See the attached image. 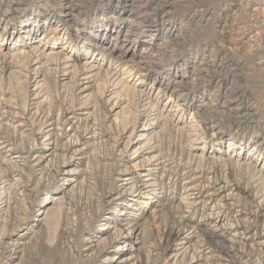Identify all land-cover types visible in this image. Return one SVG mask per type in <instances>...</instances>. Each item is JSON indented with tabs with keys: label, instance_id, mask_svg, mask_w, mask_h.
Instances as JSON below:
<instances>
[{
	"label": "rangeland",
	"instance_id": "1",
	"mask_svg": "<svg viewBox=\"0 0 264 264\" xmlns=\"http://www.w3.org/2000/svg\"><path fill=\"white\" fill-rule=\"evenodd\" d=\"M15 1L16 3L13 6L14 8H16V13H14L12 17L8 16L3 21H0V99L5 101L6 104H10L15 107L12 109L11 106L6 107L7 109H10H8V111H13L14 109L20 114L21 110H25L24 112H26V110L28 109V114L31 113V116H28L29 123L24 124V127L16 126L18 128V131L19 129H21L20 132L23 131L25 132L24 134L27 133V138H21L18 136L20 132L18 133L17 131L14 134L12 132V128L11 130L7 128L8 124L11 126L16 125L20 120L19 118H15L14 121L8 119L6 121L7 127L5 126V119H2V123L0 122V125L2 126V124L5 123L2 127H6L5 129L6 131L8 130L7 132L9 134L1 126L0 131L4 134L6 132L5 135H7V138L9 136L11 142H14L15 140L14 144H26L28 142H35L38 147L41 146L42 148L45 146L43 144L44 133H39L41 130L45 131V129L48 128L46 124L47 120L46 117L44 118V115L46 116L48 113L52 114V119L55 120L54 117L62 111H72L77 116H80L83 112H90L95 123L94 126H96L97 131L102 132L103 139L106 140V142L102 143V147L97 148L94 145H89L85 148V145L81 142V144L76 147H84V150H82L78 155H72L73 153L71 151H69L68 153L61 151L57 154L58 156L53 155L51 157V159L53 158L54 160H57L60 154H67L66 158L68 156L69 159L74 161H78L77 158L81 157L80 162L82 161V164L78 165L81 171L80 174L76 176L77 185L74 186L75 189L73 187L70 189L71 191L69 190L68 195V198L70 200L73 199L74 202H76L75 200H78L79 196L90 197L93 194L95 195L96 192L99 194L97 195L102 196L105 201L111 199L112 197L120 193L123 189L122 183L124 182L122 180H119L126 176L124 172L121 173L123 169L127 170L128 172H132V179H129L128 181L135 182L144 177L141 175V173L146 172V170L140 168L139 166L142 165V162H145V158H148L152 154L161 153L164 156L165 161L167 160V162L165 163H172V169H168L169 173L166 172L164 174V176L166 177H164V182L166 180V182H168V180L170 182L172 181L175 186L174 192L170 194V188H167L166 185H164V187L166 188H164L163 191L157 190V192L155 194H152L150 198H146L147 196H142L140 198L136 197V203L134 200H130L129 202L131 204H134L132 205L134 210H129L135 212L136 216H133L134 219L132 220L138 222V238L142 240L141 244H138V246L136 244V248L131 252V254L133 253V256L136 255V257L140 259L139 264H159L158 261H155L151 257V248L160 247V251L164 250L172 243V240L176 236L175 232L172 234H168L170 231L169 229L171 228V230H174L180 224L181 226L183 225L186 227L189 224H196L198 222L202 209L201 206H199L198 209H193L192 211L183 208V210H186L188 212L185 213L186 218L182 217L183 221L180 223V216L184 214L182 212V208L179 207L178 201L180 199L179 193L181 189V186L179 185H181L180 183L182 182L183 178V176L180 174L181 172L186 171L190 168L191 170L195 169L201 171H208L209 169L213 168L214 173L211 176L215 177L216 179H220L224 182L238 181L242 183L243 187L250 186L249 183L251 174L249 171H245V169H235L234 166L232 167L223 163H217V161L204 159L203 157L199 156L201 150L193 151L192 148L195 146L200 149L204 148V152H216V150H226L228 142L231 141L233 144L230 145V149L232 151L234 150V153L237 154L241 150L239 148V141L242 138V135H245L246 133H255V135L257 136V133L259 131L264 132V77L262 73L263 65L258 64V59L255 58L256 56L254 57V51L256 50V47L260 46L264 49V0H255L249 6H246L247 8H245V10H243L239 6H237V8L234 7L233 9H230L229 7L227 8L225 6V0H203L200 1V4L198 5L200 6L199 8H204L205 10L199 15L200 17L197 16L195 18L196 20L194 19L191 22L188 21L189 14L184 13L185 11H183V6H180V8L176 3L167 6V8L171 10V12H173L172 14L168 15H165L164 13L162 14L161 11L155 13L154 11L148 10L142 16V11H137L136 13L141 14L138 16V20L142 18H148L149 20L154 21V27L152 28L157 29V31L155 32L153 29L148 30L144 22H137V20L131 21L136 27L135 32H137V34H141L137 38L136 46L133 50L134 53L138 55L143 54L144 52L141 51L144 46L147 45L153 46V48H155L156 45L159 46L160 44H164V42H168L167 45L170 46V48H166V52L162 53L160 57L154 56L156 57L154 58L155 60H159L161 62L158 61V64L155 67H148L151 74L142 82H137V69L135 71L125 73V75L123 73V62L118 63V65L116 64V67L115 64L109 61V59H103L101 55H98V51L95 52V47H93V45H89L86 42V37H90L89 40L93 39L92 34H95V31L97 33L96 29L100 28L101 25L103 26L106 23L114 25L112 31L106 34L107 39L114 35H117L118 38L121 39L123 37V33L125 34L126 30L130 27L131 24V22L128 21L130 20L128 16L130 7L129 5H127V2H131V0ZM155 1L156 0H146L150 8L154 7ZM66 5L70 6L69 9H66L73 16L71 18L66 17L65 13H63V9ZM248 14L250 16H248ZM225 15L228 16L227 21L223 20ZM164 16L166 18H164ZM58 27L60 28L58 29ZM188 27H190L191 30ZM168 28L170 29V32L169 30H167ZM222 28H224L225 30L228 29L230 33L226 35L228 36L226 38V42L219 43L221 45L220 46L217 41L216 31H219ZM185 31L188 32V37L184 39L185 41L180 40V34H183ZM29 35L31 36L30 47L32 46V49L29 50L30 52L28 51L26 54H18V52L24 50L25 48L21 44L23 41H26L24 36L29 37ZM174 35H177V37H175ZM178 39L180 42L178 41ZM95 40H97V38H94V41ZM65 41L67 42L65 43L66 45H64ZM169 41H171V43ZM43 42L44 48L41 49L40 46L37 45H42ZM120 42L121 40L118 42L119 44H117L119 45L117 51L120 50L121 52L123 48L120 46ZM219 46L223 47L220 48ZM30 47H26L25 50L29 49ZM35 47H39V49ZM40 50H43V52L41 53ZM98 50L101 49L98 48ZM155 50H151L149 55H152ZM49 51H54V53L56 54H50ZM14 52L15 54H13ZM64 58H68V63L76 64L80 69L83 67V62L85 61H90L93 64H98L99 67H101V72L97 76L98 79H96L97 81H94V83L92 82L91 88L88 90V92L92 94L89 96V98H85L89 99L87 103H85L87 105V108L85 110L80 108L82 99L83 101H85L84 97L81 98V96L77 95L78 90L84 85V80L82 78L83 73H74L75 70L72 69L73 67H65L63 64L65 62ZM222 58L224 60H230L233 64L232 66L235 67V70L225 69L220 70V73H225V76L230 81L233 80V78L230 77V74L234 73L237 76L236 86L239 92H242V95L251 94L255 99L250 105V110L257 111L258 118H254L252 122L253 124L249 127V129L243 123H240V125L238 121L232 120L233 118L226 114L223 108H219L218 112L216 111V113L212 112L211 104H213L212 100L218 93L216 92L218 88L211 82V80L205 83V81L201 82L200 80L195 79L197 77H193V73L191 71V63L188 61L189 59H191L192 61H195L194 63H197L198 61H205V63H214L216 65L217 63L222 61ZM149 61L151 62V60ZM170 63H173L171 65H173L175 69L170 65ZM35 66H41L43 68H40L42 72H44L43 77L45 79H42L43 81L40 79V77L35 78V76H33V68ZM115 67L117 69V72L116 75H113V72H115ZM161 67H163V69ZM170 67L172 68L168 69ZM207 69L211 70L215 69V67L213 65L211 68L208 67ZM160 70H170L171 72H174L175 70L177 73H181L182 71H184V74H186V78L183 79L184 82L182 81V84H180V86H182V88H180V91L183 89V94H186L183 96L185 98V105L184 110H181L178 115L183 119V121H185L184 125H187L188 127L182 129L180 126L184 125L179 124L175 126L173 125V123L163 120L159 123V127H153V129L158 130L157 133H149V135L147 136L148 138L140 140V142L138 143L130 144L128 148H125V141L127 135L131 132L132 127L134 125L137 129H141L143 127L142 121L139 119L137 120L140 112L143 113L145 108L148 105H153V103L156 107L161 109L165 104H168L169 102L168 97L170 95L171 89L169 91H166L164 95L162 93L157 95L156 84H158V75H162ZM216 70H218V68H216ZM26 74L28 76H25ZM261 76L263 77V79L261 78ZM170 86L169 88H172L173 84H171ZM112 87H116V91H118L120 94L116 92L114 96H111L109 92ZM119 88L120 90L122 89L121 92L120 90H118ZM33 92L34 94L37 92L38 95L36 96V98H31L34 96ZM178 93L179 91L177 90V94ZM205 99L208 103L206 102V106L201 112L202 116L200 118L196 117L193 114V110H197L196 107H198V104H201ZM35 111L41 113L40 116L35 115ZM213 115H217V119L213 118ZM41 116H43L44 119H41ZM211 120H216L217 126H214L213 128L215 130H218V132H216L214 136H211L212 131L210 130L208 133L203 134L204 138H202L200 130L203 128V133H205L204 128L207 125L209 126L213 124ZM83 125L84 124L82 123L81 127L78 128V134L80 136H85L87 139L88 135L84 133L82 128ZM53 126H57L58 128L60 127L63 130L67 129L68 127L67 125L60 126L58 124H54ZM221 130L223 132H221ZM194 133L201 136L199 137V141L197 142V144H193L191 142V140L194 138L192 136ZM222 133V140L218 141V138ZM187 134L189 135L187 136ZM259 135L260 137L262 136L261 134H258V136ZM148 139L149 141L147 142L146 140ZM144 140L146 141V144ZM204 141L208 142L205 143ZM105 144H108V146L106 147ZM252 144V141L248 143V148H251ZM141 146L144 147L142 148ZM99 149H102L100 151H102V155H105L104 157H102V159L99 157V155H97V153H95L99 152ZM137 149H139V152L137 151ZM2 151L3 150H1V153H3ZM30 153V163L28 162L29 165L32 164L35 154L34 151H31ZM13 154L14 153H12V151H6L5 154L2 155H4L6 159L11 158L12 161H20L17 157H14L13 160ZM106 155H108L107 158ZM86 161H88L89 163H86ZM212 163H214V165ZM20 164L22 163L20 162ZM7 165L8 164H6V166ZM107 165H109L110 167ZM12 167L14 168V166ZM23 170V173L26 174V178L28 179V181H26V183L28 184V189H36L37 181L39 180L38 177L40 178L41 173L43 175V172H40L38 169L33 167H29V169L24 168ZM92 172L96 173L97 175L102 174V179L106 176L105 174H109L107 175L108 178H106V180L108 181V185H102V188L98 187L97 185L96 187L95 184L97 183L98 178L95 174L92 175ZM66 176L67 174H58L54 178V180L50 182V185L47 186L48 189L44 188L40 192L36 193L34 191L35 189H33L30 193V190L26 191V193L28 192L27 194L30 201L34 200L33 205L24 202L22 200V196L19 195L18 192L12 190L11 187V189H9L11 192L8 191L9 194L7 193V196L9 195V211H13L17 215L19 219L18 222H24V226L29 225L34 218L39 217V210L43 209L45 205V197L50 196L51 198L53 194L57 193L59 191L58 187L60 185H63L62 179H64ZM11 178H9V182L13 180V178ZM24 178L25 177L20 179L24 181L27 180L26 178ZM91 183H95L92 184L93 187L91 186ZM87 185H90L89 187L91 188H88ZM243 187L237 190L238 192L236 191L235 195L236 197L238 196V200L242 201V203L246 204L247 206L249 205V203L259 200V198L257 199L256 197H254L256 191L259 190L258 195H260L264 190L263 185H259L257 187L258 189L253 188V191L250 194L249 192H247V188L245 189ZM108 189H110L109 192H107ZM102 192L104 195L102 194ZM130 197L128 196L127 198L129 199ZM146 199L147 201L145 202ZM71 204L73 205V203L65 201L62 206L64 208H71ZM105 206L102 205V208H104V210H102L101 216L98 219L93 220L94 222H92L90 225H84V221L80 220L77 214L65 215L64 212H60L61 215H59L57 220H55L53 224H50L48 228L42 229L40 232H37V229H35L33 232H27V234H25L21 240L10 239V241H20L24 243V245L20 247L22 249L21 252L18 253V258L15 259V263L116 264L118 258L115 257L119 255L118 251L121 249L126 250L129 246L127 245V243H130V239L127 231L123 232L122 236L116 237L117 231L113 230L114 225H112L111 228L109 227L106 230V233L104 234L105 238L102 240V243L98 246H94L89 251L85 250L86 245L84 246L83 243H81L82 245L79 244L76 239L80 238L79 241L81 242L83 240V237L88 236L91 238L95 235L98 236L100 234L99 231L101 230V227L106 223V219H104L105 215H109V210L112 211L115 207H118L112 206L108 208L109 206ZM247 216L249 215L246 214L242 216V223L245 222L244 219ZM254 216L259 217V222L256 226V232H258L256 236L253 237L251 234L252 232L249 234L250 231L246 228L242 229L243 233H241L240 236L233 237L231 234L225 235V238L227 237L226 239H236V244H234L235 247L233 248L232 253L239 261L238 264H264V261L260 259L259 256L252 253L251 248V246H254L255 248L256 240L261 239V232L264 231V207L258 209ZM11 226L12 225H8V229H12L13 226ZM71 228L76 231H74V236L72 237L73 242L69 243L66 242L68 241L69 237L65 233V231H69V229ZM248 234L250 235V237H247ZM97 238L98 237H96V239ZM104 246H109V248L106 251H102ZM190 247V249H186V253L185 250L182 251L181 248L177 250L179 254L177 258L178 260L175 261V263L177 262L176 264H184L186 261H188V259H190V256L194 254L192 243L190 244ZM189 252L191 254H189ZM86 254L89 255L87 256ZM233 255H229L227 259L232 260ZM136 257L134 258L135 260ZM4 260L5 259L3 258L0 259V264H3ZM209 263L210 262L208 261L200 260L192 264ZM221 263L232 264L230 263V261H220V263L211 262L210 264Z\"/></svg>",
	"mask_w": 264,
	"mask_h": 264
},
{
	"label": "bare ground",
	"instance_id": "2",
	"mask_svg": "<svg viewBox=\"0 0 264 264\" xmlns=\"http://www.w3.org/2000/svg\"><path fill=\"white\" fill-rule=\"evenodd\" d=\"M200 1H203V0H156L154 2L155 3L154 7L150 8L148 5V2H146V0H131V2H127V5H129V7H130L129 13H128L130 20H128V21L131 22V21L137 20V22L138 21L144 22L146 24L145 26L148 28V30L153 29L156 32L157 29L152 28V27H154V21L149 20L148 18H142V19L138 20V16L141 14L143 16V14H145V12H147L148 10L154 11L155 13L161 11L162 14L164 13L165 15L172 14L173 12H171V10H169L167 8V6H170L171 4L176 3V4H178L179 7L183 6L182 7L183 11H185L184 13L189 14L188 21L191 22L205 10L204 8H199L200 6L198 4H200L199 3ZM254 1L255 0H225V6L227 8L229 7L230 9H233L234 7L237 8V6H239L240 8L245 10V8H247L246 6H249ZM15 3H16L15 0H0V21L1 20L3 21L8 16L12 17L13 14L16 13V8H14V6H13V5H15ZM69 7L70 6L66 5L65 8L63 9V13H65L66 17L71 18L73 16L66 9V8L69 9ZM3 8H6V9H3ZM137 11H142V13L138 14V13H136ZM248 16H250V15L248 14ZM125 17H127V16H125ZM164 18H166V17L164 16ZM75 20H76V18H75ZM223 20L227 21L228 16L225 15ZM194 24H196V23H194ZM71 27H72V25H71ZM127 27H129V26H127ZM59 28L60 27H58V29ZM112 28H114V25H111L109 23H106L103 26L101 25L100 28L96 29L97 33L95 31V34H92L93 39L89 40L90 37L89 38L86 37V40H87L86 42L89 45H93V47H95V49H96L95 52L98 51L97 52L98 55H101L103 59L104 58L109 59V61L112 62L113 64H115L116 67H117L118 63L123 62V64H124V67H123L124 72L123 73L124 74L128 73L130 71H135L137 69L138 70V78H137L138 81L137 82H142L145 78L149 77V75L151 74L150 69L148 67H151V66L155 67L158 64L159 60H155L154 58H156V57H154V56L160 57V55L162 53L166 52V48H168V47L170 48V46L167 45L168 42H164V44H160L159 46L156 45V47H155L156 50H155V48H153V46H150V45L144 46V48L141 51L144 53L141 55H138V54H135L133 50L136 46L137 38L141 34H137V32H135L136 27L134 26V23L131 22L130 27L126 30L125 34L123 33V35H122L123 37L121 39L118 38L117 35L111 36L109 39H107L106 34H108L110 31H112ZM188 28L190 29V27H188ZM226 28H228V27H226ZM167 30H169V32H170L169 28ZM216 32L215 33L217 34L218 44L226 42V38L228 37L226 35L230 33L229 30L228 29L225 30L224 28H222L221 30L216 31ZM180 36H181V37H179L180 40H184L186 37H188V32L185 31L183 34L181 33ZM175 37H177V35ZM24 38L26 39V41L25 42L23 41L21 43L22 46L25 48L30 47L31 36L30 35H29V37L24 36ZM94 38H97V40L94 41ZM120 40H121L120 46L123 48L121 52H120V50L117 51L118 46H119L117 44H119L118 42ZM175 40H177V39H175ZM178 41H179V39H178ZM169 42L171 43V41H169ZM263 42H264V39H263ZM65 43H67V42L65 41L64 45H66ZM43 44H44V42L42 43V45L40 44L37 46H40V48L43 49L44 48ZM222 47H220V48H222ZM25 48H24V50H21L20 52H18V54H26L29 50L32 49V46L26 50H25ZM35 48H37V47H35ZM98 48H100L101 50H98ZM37 49H39V47ZM255 49L256 50L254 51V57L256 56L255 58L258 59V61H259L258 64L263 65V69H262L263 72L262 73H263V77H264V49L261 48L260 46L256 47ZM151 50H155L156 52L154 51L155 53L153 52L152 55H149ZM40 51H41V53L43 52V50H40ZM117 52H118V54H117ZM49 53L50 54H56V53H54V51L53 52L49 51ZM13 54H15V52ZM64 60H65V62L63 64L65 67H73L72 69L75 70L74 73H76V72L78 74L83 73L82 78L84 80V82H83L84 85L78 90L77 95L81 96V98L84 97V99L86 97L89 98V96L92 93L90 94V92H88V90L91 88V83L92 82L94 83V81H97L96 79H98L97 76L101 72V67H99L98 64H93L90 61H85V62H83V67L80 69L77 67L76 64L68 63V61H67V60H69L68 58H64ZM149 60H151V62ZM188 61L191 63V71L193 73L192 74L193 77H197L195 79H198L201 82L205 81V83L207 81L211 80V82L218 88V90L216 91L218 93H217L216 97L213 98V100H212L213 101L212 102L213 104H211L212 112L216 113V111L218 112L219 108H223V110H225L224 112L233 118L232 120L238 121L239 124L243 123L249 129V127L253 124L252 122H253L254 118H258V112L255 110L254 111L250 110V105L252 104L253 100H255L253 95H251V94L242 95L241 94L242 92L241 93L239 92V90L236 86V83H237L236 77L237 76L234 73L233 74L229 73L230 77L233 78L232 81L228 80V78L225 76V73H223V74L220 73V70H225V69L235 70V67L232 66L233 65L232 62L230 60H224L223 58H222V61L217 63L216 65L214 63L213 64L205 63V61L204 62L198 61L197 63H194L195 61H192L191 59H189ZM159 62H161V61H159ZM112 63H109V64H112ZM173 63H170V65ZM42 64H43V62H42ZM213 65H214L215 69H211V70L207 69L208 67L211 68ZM171 66H173V65H171ZM116 67L114 69L115 72H113L114 73L113 75H116V72H117ZM228 67H230V68H228ZM40 68H42V67L41 66H35L33 68V73H34L33 76H35V78L40 77V79L42 80L45 78L43 77L44 72H42V70ZM161 68L163 69V67H161ZM171 68L172 67H170L168 69H171ZM173 68L175 69L174 66H173ZM216 68H218V70H216ZM160 72L162 75H158V80H157L158 84H156L157 95L161 94V93L164 95V93L166 91H169L171 89L170 95L168 97L169 102H168V104H165L163 106V108H161V109L156 107L154 105V103L151 106H149L147 104L148 106L145 108V110L144 111L142 110L143 113L140 112V114L137 117V120L139 119L142 121L143 127L141 129L135 128V125L132 127L131 132L127 135V138L125 141V148H128V146L130 144L138 143V142H140V140L148 138L147 136L149 135V133L150 134L151 133H154V134L157 133L158 130L153 129V127L154 128L159 127V123L162 122L163 120L170 122V123H173V125H175V126L179 125V124L184 125V123H185V121H183V119L178 115V113L181 110H184L185 98L183 96L186 94H183L184 93L183 89L180 91V88H182V86H180V84H182L183 79L186 78V74H184V71H182L181 73H177L175 70H174V72H171L170 70L169 71L168 70L167 71H165V70L161 71L160 70ZM74 75H76V74H74ZM25 76H28V75L26 74ZM263 77L261 76L262 79H263ZM171 84H173V87L169 88V86ZM116 90H117L116 87H112V89L109 92L110 95L114 96L116 94V92H118ZM118 90H120V88ZM121 90H120V92H121ZM177 90L179 91L178 94H177ZM118 93H117V95H118ZM33 94H34V92H33ZM37 95L38 94L36 92L34 94V96L31 98H36ZM88 100L89 99H85V101H83V99H82V102L80 105L81 109L85 110L87 108L86 107L87 105L85 103H87ZM30 101H32V100H30ZM172 102H175V103H172ZM206 102L207 101L205 99L202 101L201 104H198V107L195 106L197 110L194 109L193 114L196 117L200 118L202 116L201 112L204 110V107L206 106ZM114 104H115V102H114ZM8 106L9 107L11 106V109L15 108L10 104L9 105L6 104L5 101L0 99V122L2 123V119L3 120L5 119V123H6L5 126L7 127L6 121L8 119L14 121L15 118H17V119L19 118L20 120H19V122H17L16 125L11 126L8 124V127H7L10 130L12 128V132L15 134L18 131V128L16 126H23L24 127V124L29 123V117L28 116H31L30 115L31 113L28 114V111H27L28 109L26 110V112H24L25 107L23 109L24 111L21 110L20 114L18 112H16L14 109H13V111H8L9 108L8 109L6 108ZM182 106H183V108H182ZM164 107H167V108H164ZM186 107H187V105H186ZM16 108H17V106H16ZM35 112H36L35 115L40 116L41 113H38L37 111H35ZM48 114L46 116L44 115V118L46 117V120H47L46 124H47L48 128L45 129V131L41 130L42 129L41 128L40 129L41 131L39 133V134L44 133L43 134V141H44L43 144L45 146L42 148H41V146L38 147V145H36L35 142L34 143L28 142L26 144L25 143L14 144L15 140H14V142H11L10 141L11 139H9V136L7 138V135H5L6 132L8 131V130L6 131V129H5L6 127L5 128L2 127L3 124H5V123H3L2 126L0 125L6 131V132L3 131V132H5V134L0 131V259H2V258L5 259L3 261V264H17V263H15V259L18 258V253L21 252L22 248H20V247L22 245H24V243H22L20 241H10V239H13V240L14 239L15 240L20 239L21 240L22 237H24V235L27 234V232H31V231L33 232L35 229H37V232L38 231L40 232L42 229L48 228L49 225L53 224L55 222V220H57L58 216L61 215L60 212H62V213L64 212L65 215L77 214L79 216V219L84 221V223H83L84 225H90L92 222H94L93 220H96L101 216L102 210H104V208H102V205L103 206L107 205V206H109L108 208H110L112 206H118V207H115L114 210H112V211L109 210L108 211L109 215H105L104 219H106V223L101 227V230L99 231L100 234L98 236L95 235L94 237H91V238L88 236L83 237V240L81 242L79 241L80 238H76L77 242L79 244L83 243L84 246L86 245L85 250L89 251L94 246H96V245L98 246L99 244L102 243V240L105 238L104 234L106 233V230L109 227L111 228L112 225H114L113 230L117 231L116 237L122 236L123 232L127 231V234L129 236V239H130V243H127V245H129L127 247V249L126 250L121 249L118 251L119 255L117 257H115V258H118V261L116 262V264H126V263H129V264H137L138 263L139 264L140 259H138V257H136V255L133 256L134 254L132 253L133 254L132 255L131 252L136 248V244L138 246V244L142 243L141 242L142 240H140V238H138L139 233L137 232V230L139 228V224H138V222L132 220V219H134L133 216H136L135 212H132V210L131 211L129 210V209H133L132 205H134V204H131L129 202H130V200H134L136 203V199H135L136 197L140 198L142 196H147L146 198H150L152 196V194H155L157 192V190L163 191L164 188H166V187L170 188V190H169L170 194L172 192H174L175 186H174L173 182L172 181L170 182L169 180H168V182H166L167 180L164 182V180L166 178L164 176V174L169 171L168 169H172V167H173V166H171L172 163L171 164L165 163V162H167V160L165 161L164 156L161 153L152 154L148 158H145V162L144 163L142 162V165L139 166L137 164L140 168H143L144 170H146V172L141 173V175L144 176L143 178H141L135 182L128 181L129 179H132V172H128L127 170L123 169V171L121 173L124 172L126 176L123 177L122 179H119V180H122L124 182V183H122L123 189L116 196L105 201L103 199V197L98 196L99 194L96 192L95 195L93 194L90 197L88 196L89 199H88V197L79 196L78 200H75L76 202H74L73 199L70 200L68 198V195H69V190L77 185L76 176L79 175L80 171H81L79 169V166H78L79 164H82L81 163L82 161L80 162L81 157L77 158L78 161L71 160L68 158V156L66 158L67 154L66 155L60 154L61 156L59 155V158L57 160H54L52 158L53 161H52L51 157L53 155L56 156L61 151H64L67 153L69 151H71L73 153L72 155H78L82 150H84L83 149L84 147L86 148L89 145H94L97 148L102 147V143L106 142V140L103 139L102 132L97 131L96 126H94L95 123L93 121V117L91 116L90 112H83V113H81L80 116H77L72 111H64V112L62 111L54 117L55 120L52 119L53 118L52 114H49V115ZM42 118H43V116H41V119ZM213 118L217 119V115L216 116L213 115ZM82 123L84 124L82 127L83 131L85 134L88 135L87 139L85 136H82V135L80 136L78 134V128L81 127ZM212 123L213 124H211L209 126L207 125L204 128L205 133H203V128L200 130V132L202 134V138H204L203 134L208 133L210 130L212 131L211 136H214L216 134V132H218V130H215L213 128L214 126H217L216 120L212 121ZM54 124H58L60 126L67 125L68 127H67V129L63 130L60 127L58 128L57 126H53ZM1 127H0V130H1ZM180 127L183 129V128L188 127V126L184 125V126H180ZM187 129H189V128H187ZM20 130L21 129H19L18 133L20 132ZM22 132L23 131H21L18 134V136L21 138H27V136H26L27 133L24 134L25 132H23V133ZM195 132H196V130H195ZM221 132H223V131L221 130ZM258 134H261L262 136L260 137V135L258 136ZM188 135L189 134H187V136ZM222 135H223V133L218 138V141L222 140V138H221ZM192 136L194 138L191 140V142L193 144H197V142L199 141V137H201V136L199 134H196V133H194ZM146 141L148 142L149 139ZM146 141H145V144H146ZM251 141L253 143L252 147L248 148L249 146L247 144L250 143ZM81 142L85 146L77 148L76 146L81 144ZM204 142L206 143L208 141H204ZM239 142H240L239 148L243 151L240 150L237 154L234 153V150L232 151L230 149V145L233 144L231 141L228 142V144H227L228 146H227L226 150L221 149V151L216 150V152L215 151L204 152V148L200 149V148L195 147V146L192 148L193 151L201 150L200 155L199 154L198 155L203 157L204 159H210L212 161H217V163H223L225 165L232 166V167L234 166L235 169H245V171H249L251 174L250 183H249L250 186L243 187L242 183L238 182V181H234V182L230 181L231 182L230 183L228 181L224 182L220 179H216L215 177L211 176L214 173L213 168L209 169L208 171H205V170L201 171V170H195V169L191 170V168H190L186 171L181 172L180 174L183 176V178H182V182L180 183L181 185H179V186H181L180 193H179L180 199L178 200L179 201V207L182 208V210H183V208H186V210H189V211H192L193 209H198L199 206H201L202 209H201L200 217H199L198 222L196 224H191V225L189 224V225H187V227L183 226V225H182L183 226L182 227L180 224L174 230L173 229L171 230V228L169 229L170 231L168 234H172L175 232L176 236L174 239L172 238L173 240L171 239L172 243L169 246H167L164 250L160 251V249H161L160 247H152L151 248V252H150L151 257L155 261H158L159 264H174L175 261L178 260L177 258H178L179 253L177 250H179V248H181L182 251L185 250V253H186V249L191 248L190 247L191 243L193 244L194 254H192L191 256L189 255L190 259H188V261H186V262L184 261L185 262V263L183 262L184 264H192V263L198 262L200 260L208 261L210 263L211 262H219L220 263V261H230V263H232V264H238L239 263V261L235 258V256L232 253V250L235 247L234 244H236V239H234V240L231 238L226 239L227 237L225 238V235L231 234L233 237L234 236L235 237L240 236L241 233H243L242 229H244V228L249 229V231H250L249 234L252 232L251 234L253 237L256 236L258 233V232H256V226L258 225L257 223L259 222V217L254 216V215L258 209L264 207V190H263V193H261L260 195H258L259 190L256 192L254 190V192H255L254 197H256L257 199L259 198V200H256V201L249 203L248 206L246 204L242 203V201L238 200L237 199L238 196L236 197L235 193L237 190L241 189L242 187L245 189L247 188L246 190L250 194L252 193L253 188L256 189L259 185H263V187H264V132L259 131L257 133V136L255 135V133H246L245 135H242V138L240 139ZM105 146L107 147L108 144H105ZM246 146H247V148H246ZM139 149H141V148H139ZM139 149H137L138 152H139ZM1 150H3L2 151L3 153H1ZM100 150H102V149H99V152H95V153H97V155H99V157L102 159V157H104L105 155H102V151H100ZM6 151L7 152L12 151V153H14L12 156V159L14 157L15 158L17 157V158H19L20 161H18V160H16L18 162L12 161L11 158L6 159L5 156L2 155V154H5ZM31 151H34L35 154H34L32 164L29 165V163H30L29 162V153ZM106 152H107V150H106ZM95 153H93V154H95ZM1 155L3 156V158ZM107 156L108 155H106V158H107ZM125 156H127V155H125ZM54 158H57V157H54ZM86 160H87V158H86ZM20 162L22 164H20ZM86 163H89V162L86 161ZM100 163H102V162H100ZM6 164H8L9 166L8 165L6 166ZM18 164H20L21 167ZM212 164L214 165V163H212ZM12 166H14V168ZM107 166H109V165H107ZM138 166H135V167H138ZM22 167H24L25 169L26 168L29 169V167H31V168L33 167V168L38 169L40 172H43V175L41 173L40 178L38 177L39 180L37 181V185H36L37 188L36 189L32 188V190L35 189L34 191L36 193L40 192L44 188L48 189L47 186L50 185V182H52V180H54V178L58 174H60V173L61 174H67V176L64 179H62L63 185H60L58 187L59 191L57 193L53 194L51 196V198H50V196L45 197V205H44L43 209L39 210V213H38L39 217L34 218L33 221L32 222L30 221L31 223L27 226L23 225L24 222L23 223L18 222L19 219H18L17 215L13 211L12 212L9 211L10 210L9 201H8L9 195L7 196V193L9 194L8 191H10L9 189H11V187H12V190H14L15 192H18V194L22 196V200L24 202H26L30 205H33L34 200L31 199L33 201H30V199L28 198V194H27L28 192L26 193V191L30 190L29 191V193H30V192H32V190H31V188L28 189V184L26 183V181H28V179L26 178V174L23 173L24 168H22ZM135 169H137V168H135ZM175 169H176V167H175ZM84 172H85V170H84ZM88 172H91V171H88ZM176 173H177V171H176ZM94 174L97 176L98 181L96 184L91 183V186H92V184H95V186L97 185L98 187L102 188V185L105 186L107 184L108 181L106 180V178H108L107 175H109V174H105L106 176L103 179H102V176H103L102 174L97 175L96 173H93L92 175H94ZM39 175H40V173H39ZM11 177L13 178V180L11 182H9V178H11ZM23 177H25L27 180L24 181V180L20 179ZM164 185H166V187H164ZM87 186H88V188H91V187H89L90 185H87ZM100 188H98V189H100ZM74 189H75V187H74ZM109 190L110 189H108L107 192H109ZM102 194H103V192H102ZM128 196L129 197L131 196V197L128 199L127 198ZM65 201L73 203V205L71 204V208L70 207L64 208L62 206L65 203ZM146 201H147V199L145 200V202ZM69 205H70V203H69ZM61 210H63V211H61ZM186 210H183L182 212L185 214L186 212H188ZM202 210H204V211H202ZM184 214H182V216H180V220H179L180 223L183 221L182 217L186 218V214H185V216H184ZM246 214L249 216L245 217V219H244L245 222L242 223L243 222L241 220L242 216L246 215ZM71 217H74V216H71ZM8 225H12L13 228L8 229V227H7ZM51 226H53V225H51ZM72 228L69 229V231H65V233L69 237L68 241H66V240L65 241L69 242V243L73 242L72 237L74 236V231H76ZM261 234H262L261 239L259 238L260 240H256V242H255V245H256L255 248H254V246L253 247L251 246V248H252V253L256 254L257 256H259L260 259H262L264 261V231H262ZM248 235H247V237H250V235L249 236ZM96 237H98V238L96 239ZM108 248H109V246L108 247L104 246L102 251H106ZM190 252H189V254H191ZM90 254H91V252H90ZM86 255L88 256L89 254H86ZM229 255H233L232 260L227 259V257ZM135 257H136V260L134 259ZM133 259H134V261H133Z\"/></svg>",
	"mask_w": 264,
	"mask_h": 264
}]
</instances>
